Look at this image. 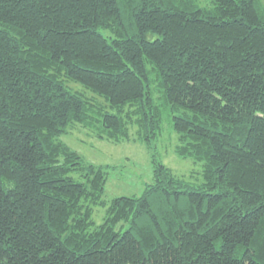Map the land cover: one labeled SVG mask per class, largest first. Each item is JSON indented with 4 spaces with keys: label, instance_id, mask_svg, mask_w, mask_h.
I'll return each instance as SVG.
<instances>
[{
    "label": "trees",
    "instance_id": "trees-1",
    "mask_svg": "<svg viewBox=\"0 0 264 264\" xmlns=\"http://www.w3.org/2000/svg\"><path fill=\"white\" fill-rule=\"evenodd\" d=\"M165 121L200 181L156 155ZM76 124L133 128L140 194L103 198ZM0 264H264L261 0H0Z\"/></svg>",
    "mask_w": 264,
    "mask_h": 264
},
{
    "label": "rangeland",
    "instance_id": "rangeland-1",
    "mask_svg": "<svg viewBox=\"0 0 264 264\" xmlns=\"http://www.w3.org/2000/svg\"><path fill=\"white\" fill-rule=\"evenodd\" d=\"M198 1L201 4L209 3V0ZM261 2L264 5V0ZM68 84L87 96L101 99L77 82L68 81ZM163 128L153 146L158 158L175 174L188 176L192 182L200 181L201 161L191 156L182 157L176 154L174 151L176 133L169 127L167 121L163 123ZM60 138L86 161L114 165L108 168L104 182L102 196L105 200L120 194L138 195L142 192L145 183L152 180L150 150L142 139L133 134V128L128 139L113 141L88 134L86 128L76 124L69 127L67 132L62 133ZM103 212L104 207H94L92 217L96 222L101 220Z\"/></svg>",
    "mask_w": 264,
    "mask_h": 264
}]
</instances>
